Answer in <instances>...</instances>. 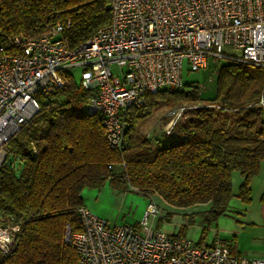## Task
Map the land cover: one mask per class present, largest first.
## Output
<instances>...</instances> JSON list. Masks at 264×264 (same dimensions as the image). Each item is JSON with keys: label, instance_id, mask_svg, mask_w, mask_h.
Here are the masks:
<instances>
[{"label": "trees", "instance_id": "obj_1", "mask_svg": "<svg viewBox=\"0 0 264 264\" xmlns=\"http://www.w3.org/2000/svg\"><path fill=\"white\" fill-rule=\"evenodd\" d=\"M109 1L0 0V46L9 49L10 37L41 31L57 16L69 19L65 35L76 47L109 22ZM221 61L213 98L203 100L198 85L182 83L148 94L142 108H128L120 153L109 147L100 118L83 110L92 91L72 72L65 74L64 87L47 103L39 99L38 112L6 144L0 212L19 219L20 226L0 264H77L74 248L64 241L66 230H80L83 188L105 182L118 191L131 187L147 200L156 196L170 208L204 207L187 216L188 224L201 219L197 246L220 216L238 214L232 200L249 205L251 180L264 164V66ZM159 102L192 113L169 134L143 137L142 111L149 114ZM234 173L241 178L235 190Z\"/></svg>", "mask_w": 264, "mask_h": 264}, {"label": "built area", "instance_id": "obj_2", "mask_svg": "<svg viewBox=\"0 0 264 264\" xmlns=\"http://www.w3.org/2000/svg\"><path fill=\"white\" fill-rule=\"evenodd\" d=\"M109 10V22L76 47L65 35L69 19L57 16L41 31L10 37L9 49L0 46V171L8 140L73 70L92 91L83 110L100 118L109 147L120 153L126 110L144 107L162 88L180 87L184 60L192 71L205 69L209 58L264 66V0H110ZM188 108L168 112L166 134ZM77 215L80 230L67 229L64 237L77 264H264L237 253L231 239L197 246L166 233L154 224L160 211L152 197L135 224L110 222L84 205ZM19 226L0 212L1 255L12 251Z\"/></svg>", "mask_w": 264, "mask_h": 264}, {"label": "rangeland", "instance_id": "obj_3", "mask_svg": "<svg viewBox=\"0 0 264 264\" xmlns=\"http://www.w3.org/2000/svg\"><path fill=\"white\" fill-rule=\"evenodd\" d=\"M221 64H223L222 61L216 62L211 58H209L205 69L192 71L190 70L188 62L184 60L183 70H182V83L183 84L195 83L196 85H198L201 91L200 97L203 100L211 99L214 97L215 94V75ZM118 70L119 69L116 68L114 65L112 66L113 73L118 72ZM72 74L74 75V78L77 81H79L80 79L79 70H73ZM177 107L179 106L174 105L169 108L164 102H159L158 107L155 110L151 111L149 114H147L146 110L142 111V115H146V117L142 120V122H140L138 126V130L141 136L150 137L153 139L155 138V136L159 137L160 134L164 131L166 123L170 120V117H167L168 112L171 111L172 109H176ZM191 113L192 111L188 110L182 116H179L174 121L175 127H177L180 123H184L186 117L190 116ZM165 120L167 121L164 122ZM261 173H262L261 177H264V170H262ZM239 178L240 176L238 173L233 174L234 190L237 188ZM120 192H124V195L127 197L126 199H124V201L122 200L120 194H118L119 191L113 189L108 182H105L99 187L83 188V190L81 191V197L85 206H88L89 209H93L94 211H96L97 216L101 218L107 219L110 222H118L116 224H125L124 222H126L127 224H133L135 221L137 223L142 216L139 215L141 210V203H142L141 195L132 189H128L126 191H120ZM154 199L159 202L162 201L160 198L156 196H154ZM237 203L238 202L234 200H232L231 202L232 205H236ZM163 204L166 205L164 202ZM196 208L197 210L205 209L202 206H198ZM219 218L220 221L218 222V224L220 225L218 226H224L226 225L224 222L229 223V221H231V217H228L227 215H222ZM177 220L179 221V218H177ZM165 222L169 223L166 220V218H164L155 221L154 224L155 226H157V224L162 226L164 225ZM187 226L184 227L185 230L187 229ZM243 226H245L244 223ZM172 232H175V230H173ZM186 236L192 242H196L199 239L200 233L197 230V228L193 225L192 229H190L188 235ZM237 241L238 242L236 246L238 250L240 249L242 253L243 252L248 253L250 255L248 258L262 259V258H257L256 256L257 253L264 252V240H262V238L256 240V237H253L246 229L241 233L237 234Z\"/></svg>", "mask_w": 264, "mask_h": 264}, {"label": "crops", "instance_id": "obj_4", "mask_svg": "<svg viewBox=\"0 0 264 264\" xmlns=\"http://www.w3.org/2000/svg\"><path fill=\"white\" fill-rule=\"evenodd\" d=\"M262 170H264V164H261L259 173L257 174V176H255L251 180V183H250L251 202L249 203V205L243 206L240 203H237L236 204L237 206L233 205L237 209V211H239L238 214H235L234 217L228 216V217H231V221H229V223L224 222L226 224L224 226H218L220 225L218 224V222L220 221V218H218L216 222L210 225L207 236L202 244L209 245L215 239H220V240H227V239L232 240L233 239L235 241V248L237 250V253H239L240 255L249 257L250 255L248 253L246 252L242 253L240 249L238 250L236 246L238 242L237 234L247 229L253 237H256V240H259V238H262V240H264V204L260 202L262 191H264V177H261ZM240 179L241 178L238 179V183L240 182ZM118 194H120L123 201L124 199L127 198L124 195V192L119 191ZM141 199H142V203H141V210H140L139 215H142L145 209L146 203H147V199L145 197L141 196ZM153 200L160 211V217L157 220L166 218V214H169V213L171 214V219L169 223L165 222L164 225L162 226L157 224V227H161L162 230L167 233H170L173 230L177 231L178 233L180 232L181 228L188 225L187 229L184 230L186 232L183 233V236H186L188 235V232L190 231V229H192V226L194 225L199 231V233L201 232L202 225H201V219L199 217H195L193 219L194 224L192 225L188 224V221H187V216L197 211H201V210H197L196 207L188 208L185 210L174 209V208L167 207L166 205L163 204L162 201L159 202V201H156L155 199ZM83 205L85 206L84 203ZM85 207L89 209L88 206H85ZM89 210L94 214L97 213L93 209H89ZM177 218H179V221L177 220ZM115 223H118V222H115ZM124 223L127 224L126 222ZM135 223L136 221L133 224ZM243 223L245 224V226H243ZM196 242H193V243H196ZM256 256L257 258L264 259V252H259L257 253Z\"/></svg>", "mask_w": 264, "mask_h": 264}]
</instances>
